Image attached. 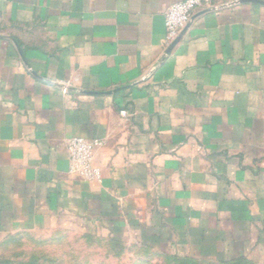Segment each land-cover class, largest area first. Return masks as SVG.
<instances>
[{
	"label": "crops",
	"instance_id": "obj_1",
	"mask_svg": "<svg viewBox=\"0 0 264 264\" xmlns=\"http://www.w3.org/2000/svg\"><path fill=\"white\" fill-rule=\"evenodd\" d=\"M179 1L0 0V250L77 223L264 261V0L169 44ZM76 137L98 179L69 172Z\"/></svg>",
	"mask_w": 264,
	"mask_h": 264
},
{
	"label": "rangeland",
	"instance_id": "obj_2",
	"mask_svg": "<svg viewBox=\"0 0 264 264\" xmlns=\"http://www.w3.org/2000/svg\"><path fill=\"white\" fill-rule=\"evenodd\" d=\"M105 238L89 226L23 239V245L0 250V264H264L252 258L215 260L194 252L163 230L121 231ZM36 237V236H35Z\"/></svg>",
	"mask_w": 264,
	"mask_h": 264
},
{
	"label": "built area",
	"instance_id": "obj_3",
	"mask_svg": "<svg viewBox=\"0 0 264 264\" xmlns=\"http://www.w3.org/2000/svg\"><path fill=\"white\" fill-rule=\"evenodd\" d=\"M215 0H182L172 4L164 13L166 41L173 44L181 37L182 32L190 25L197 10H218ZM127 117V111L120 112ZM98 140L81 137L71 138L66 143L69 172L86 181L98 179L100 168L94 162V150L100 145Z\"/></svg>",
	"mask_w": 264,
	"mask_h": 264
}]
</instances>
